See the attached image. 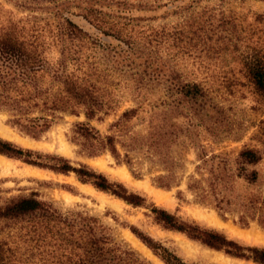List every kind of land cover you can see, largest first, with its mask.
Masks as SVG:
<instances>
[{"label":"trees","instance_id":"obj_1","mask_svg":"<svg viewBox=\"0 0 264 264\" xmlns=\"http://www.w3.org/2000/svg\"><path fill=\"white\" fill-rule=\"evenodd\" d=\"M223 1L193 10L199 0H189L182 5L188 14L173 26L133 34L113 29L114 23L86 11L82 17L90 23L96 20L98 34L60 13L35 23L6 18L0 23V111L8 116L6 124L38 139L62 114L82 115V120L72 123L71 139L84 155L107 151L116 163L128 164L127 152L141 151L165 166L170 160L168 146L178 134L184 132L191 139L189 127L203 123L215 107L210 95L213 83L238 81L205 75L212 66L206 59L235 61L238 72L264 100V13L245 18L222 9ZM198 71L200 78L188 76ZM126 100L132 106L119 112L106 133L90 124L115 114ZM209 131L214 132L208 126ZM117 145L125 151L121 158ZM0 154L53 172H72L81 183L132 207L146 208L163 229L229 256L264 264V247L243 245L218 230L183 220L84 164L72 166L61 156L22 148L3 138ZM196 156L206 174L190 177L186 188L197 200L212 206L220 217L235 213L239 226L255 221L264 228V180L257 167L261 154L243 147L230 159L201 148ZM175 181L171 172L156 177L157 185L164 188ZM130 231L163 264H191L137 228ZM0 264L148 263L115 243L95 216L60 211L30 195L0 206Z\"/></svg>","mask_w":264,"mask_h":264},{"label":"rangeland","instance_id":"obj_2","mask_svg":"<svg viewBox=\"0 0 264 264\" xmlns=\"http://www.w3.org/2000/svg\"><path fill=\"white\" fill-rule=\"evenodd\" d=\"M188 1L0 0V23L6 18L22 21L26 19L29 23L43 22L45 19L50 21L54 14L60 13L68 16L84 30L98 34L95 29V25H98L96 20L90 23L82 17L86 11L91 12V16L98 13L99 17L95 18L103 20L102 22L114 23L113 29L133 34L134 31L148 28L173 26L188 14L189 10L182 7L188 4ZM216 3L217 0H199L193 10L203 5L212 6ZM221 7L225 10H233L245 18H250L253 13H264V1L261 0H224ZM89 18H91L90 15ZM99 25L103 28L108 27L104 23ZM98 36L105 40L103 35ZM106 40L109 38L106 37ZM206 61L212 66L204 71L205 75L219 79L235 77L238 81L220 86H216L217 82L213 83L210 95L215 107L207 112L203 123L189 127L192 132L191 139L186 137L184 132L178 134L168 146L170 160L165 166L154 157L142 154L141 151H128V164L116 163L107 151L93 157L84 155L80 152V146L71 139L72 123L82 120V115L76 117L62 114L38 139H33L6 124L8 116L0 111V138L22 148L61 156L72 166H77L78 163L84 164L94 171L101 172L109 180L123 183L128 190L143 195L147 203L160 206L183 220L218 230L240 244L264 247L263 242L253 240V232L264 235V228L255 221H250L247 226H239L234 222L235 213H224L223 217H220L212 206L200 203L195 193L186 188L190 177L198 179L206 174L196 156L201 148L206 154H219L230 159L243 147L257 150L261 154V162L257 167L264 180V100L238 72L239 65L235 61L218 62L212 58ZM188 76L200 78L202 74L198 71L196 75ZM130 106L132 102L126 100L120 104L115 114L107 116L100 123L91 121L90 124L100 133H106L107 125L122 109ZM177 121L180 125L181 118ZM208 126L212 127L214 132H208ZM138 127L135 126L134 129ZM180 127L184 129L183 125ZM17 136L32 141V144L20 143ZM116 147L121 158L125 151L118 145ZM119 171H125L126 175H120ZM168 172L175 175V183L168 188L158 186L156 177ZM153 191L160 192L161 199L157 198ZM30 195L52 203L60 211L75 210L95 216L107 229L115 243L132 250L148 264L163 263L149 249L159 261L146 256L133 246L129 240L130 234L134 236L130 231L131 227L160 241L191 264H223L212 258L214 255H221V258L226 260L224 264H257L250 260L229 256L221 250L208 248L182 233L163 229L152 221L146 208L132 207L108 193L96 190L88 183H81L76 180L72 172L57 173L0 154V206L18 197ZM207 217L215 218L219 222L214 223ZM233 229L247 232L248 237L243 238L234 234ZM134 237L140 242L136 236Z\"/></svg>","mask_w":264,"mask_h":264},{"label":"bare ground","instance_id":"obj_3","mask_svg":"<svg viewBox=\"0 0 264 264\" xmlns=\"http://www.w3.org/2000/svg\"><path fill=\"white\" fill-rule=\"evenodd\" d=\"M18 141L24 145H29V144H32V141L26 139V138H20L18 137ZM33 146V145H32ZM37 173V172H36ZM119 174L124 176L126 175L125 171H119ZM123 178V177H122ZM154 195L161 199V193L160 192H157V191H153ZM206 218V217H205ZM208 220L214 222V223H218L217 220L215 218H211V217H207ZM221 224V223H220ZM234 232V234H237L238 236L240 237H243V238H247L248 237V233L247 232H243V231H240L238 229H233L232 230ZM257 231V230H256ZM253 235V240L256 239L258 241H261L264 243V235L263 234H260L258 232H253L252 233ZM250 236V235H249ZM252 238V237H251ZM129 240L130 242L133 244V246L135 248H137L138 250H140L142 253H144L146 256H149L151 257L152 259L156 260V261H159L149 250L148 248H146L143 244H141V242H139L132 234L129 235ZM217 254V253H216ZM214 258L217 262L219 263H225V259L224 258H221V255H214ZM161 263V262H160ZM227 264V263H226Z\"/></svg>","mask_w":264,"mask_h":264}]
</instances>
